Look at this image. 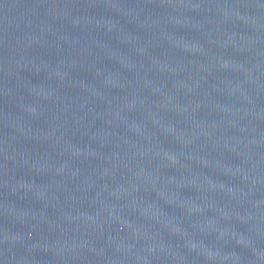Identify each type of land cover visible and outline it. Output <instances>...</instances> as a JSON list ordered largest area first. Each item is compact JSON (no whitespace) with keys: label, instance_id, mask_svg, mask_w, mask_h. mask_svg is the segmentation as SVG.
Masks as SVG:
<instances>
[{"label":"water","instance_id":"1","mask_svg":"<svg viewBox=\"0 0 264 264\" xmlns=\"http://www.w3.org/2000/svg\"><path fill=\"white\" fill-rule=\"evenodd\" d=\"M0 264H264V0H0Z\"/></svg>","mask_w":264,"mask_h":264}]
</instances>
